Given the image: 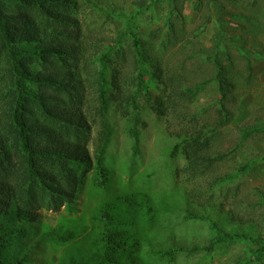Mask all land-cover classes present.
I'll return each mask as SVG.
<instances>
[{"label": "rangeland", "instance_id": "obj_1", "mask_svg": "<svg viewBox=\"0 0 264 264\" xmlns=\"http://www.w3.org/2000/svg\"><path fill=\"white\" fill-rule=\"evenodd\" d=\"M73 1L67 31L81 54L72 67L98 85L87 87L89 98L100 87L110 99L104 163L111 182L96 188L84 167L70 200L56 207L39 199L20 242L28 264L88 257L102 231L100 206L134 191L161 209L144 233L155 246L205 244L214 236L210 221L246 235L172 262L143 255L145 264H264L249 238L264 244V0H178L177 7L172 0ZM140 68L151 76L140 78ZM219 69L232 87L222 103ZM129 94H136L134 107L125 104ZM88 128L82 146L92 157L97 116ZM196 137L194 171L184 147ZM45 170L57 174L54 166Z\"/></svg>", "mask_w": 264, "mask_h": 264}, {"label": "trees", "instance_id": "obj_2", "mask_svg": "<svg viewBox=\"0 0 264 264\" xmlns=\"http://www.w3.org/2000/svg\"><path fill=\"white\" fill-rule=\"evenodd\" d=\"M172 3L177 7L178 0ZM73 6V0H0V264H28L20 242L27 235L25 226L36 218L35 203L47 198L58 207L70 200L84 167L92 173L93 186L101 190L110 186L111 173L104 163L111 134L104 121L110 99L100 87L97 97L89 98L87 87L98 85L83 80L72 67L81 54V43L74 44L76 37L67 31ZM208 21L206 16L202 24ZM140 70V78L151 76L147 69ZM222 72L217 73L221 103L232 88ZM186 92L191 97L196 89ZM135 95H124L125 104L134 107ZM93 116L101 131L91 157L82 140ZM131 133L136 136L135 130ZM197 144V137L190 138L184 147L194 171ZM47 165L56 168L55 176L45 170ZM160 211L145 192L116 195L98 209L102 231L94 250L86 258L71 256L66 264H145L143 255L172 262L179 253L209 254L246 237L210 221L214 236L205 244L155 246L144 233L155 226ZM249 238L256 243L253 256L264 251L261 237Z\"/></svg>", "mask_w": 264, "mask_h": 264}]
</instances>
